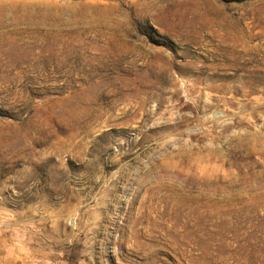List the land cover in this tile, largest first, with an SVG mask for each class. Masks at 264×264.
<instances>
[{"label":"rangeland","instance_id":"374dc122","mask_svg":"<svg viewBox=\"0 0 264 264\" xmlns=\"http://www.w3.org/2000/svg\"><path fill=\"white\" fill-rule=\"evenodd\" d=\"M0 264H264V0H0Z\"/></svg>","mask_w":264,"mask_h":264}]
</instances>
